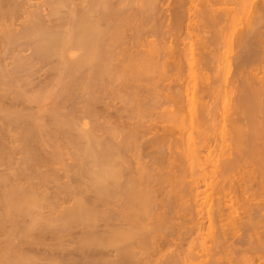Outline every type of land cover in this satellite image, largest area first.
Segmentation results:
<instances>
[{"label":"bare ground","instance_id":"6f19581e","mask_svg":"<svg viewBox=\"0 0 264 264\" xmlns=\"http://www.w3.org/2000/svg\"><path fill=\"white\" fill-rule=\"evenodd\" d=\"M168 1L0 0V264H64L60 252L76 227L74 234L81 232L72 236L84 257L104 250L97 249V257L90 253L86 262L140 263L144 250L164 245L157 241L161 234L165 241L173 238L174 212L185 214V204L188 210L197 195L192 183L208 178L210 183L202 182L222 195L203 202L211 201L210 240L218 246L227 231L241 227L243 243L263 253L264 28L256 26L264 20V0H239L238 7L235 1V11L221 7L224 2L217 6L222 0H173L166 18L160 4ZM165 18L175 32L187 18L181 39L197 32L196 40L181 51L177 33L162 32ZM221 24L232 30L227 36ZM223 34L227 51L220 55ZM163 37L178 44L164 48ZM12 52L11 65L2 63ZM217 91L220 109L209 101ZM163 105L175 108L157 113L156 120L178 126L187 120L186 136L162 122V132L155 130L150 121ZM215 127L222 143L212 146ZM179 142H185L183 150ZM178 147L186 163L174 151ZM179 164L189 169L190 181ZM164 185L168 196L160 191ZM254 185L257 193L246 196ZM179 188L191 198L177 195ZM174 252H167L171 260L165 255L164 264L177 262L172 254L179 261L182 252ZM224 258L209 262L223 264Z\"/></svg>","mask_w":264,"mask_h":264},{"label":"rangeland","instance_id":"374dc122","mask_svg":"<svg viewBox=\"0 0 264 264\" xmlns=\"http://www.w3.org/2000/svg\"><path fill=\"white\" fill-rule=\"evenodd\" d=\"M166 1H167V0H165V2H166ZM174 1H175V0H174ZM218 1H219V0H218ZM226 1H227V0H225V1H224V0L220 1V2H219L220 4H218L217 6L221 5V3L224 2V3H223L224 5L222 4L223 6H221V7H223V8H224L225 6H226L225 8L234 7L233 10H234V11L237 10V9H235V7H236V4H237V2H238L239 0H228L227 3H226ZM235 1H236V4H235ZM172 2H173V0H170V1H168L167 3H162V2H161V3H162V4H160V6L162 7L161 10H164V12H165L167 9H168V10L170 9V13L172 14V6H173V5H174V7L176 6V4H174L175 2H173V4H170V3H172ZM166 4H167V5H166ZM170 5H172V6L170 7ZM233 5H234V6H233ZM238 5H239V3L237 4V7H238ZM166 6H167L168 8H166ZM161 12H162V13H160V16H161V14H164L163 11H161ZM170 13H169L168 11H166L165 14H164L163 16L166 17V18H167V16H169V18H170V17H171L170 15H167V16H166V14H170ZM166 18H165V23H164V25L166 26V28L164 27V28H165V29H164V28L162 27V28L164 29L162 32H164V31L170 29V30H172L173 32H171L170 30H169L168 32L166 31L167 33L165 32V35H166V34L168 35L169 32H171L172 35H175V34L177 33V34H176V35H177V38L174 37V38H175V41H177L176 39H178V41L180 40L179 42H181V43H182V41H186V42H183V43H182L183 45L180 43L181 45L179 44L178 48L180 47V48H179L180 50L183 48L181 51L185 50L184 48H186V46H185L184 44H187V42H188V43H189V42L193 43V41L196 40V37H197V36H196V33H197V32H196V33H192V34L190 35L191 38H188V39H186V40H185V38H183L184 40H182V39H181V36L184 37V33H186V27H185V25H188L187 23H189V21L187 20V18L184 19V22H185V20H186V22L183 23V25H184V26L182 27L183 29H181V31H177V32H175V30L172 29L171 26L168 25V22L170 21V19L168 18L169 21H168V19H167L168 22H166ZM263 18H264V17H263ZM161 19H163V18H161ZM262 21L264 22V20H262ZM263 22H261V25L259 24V26L257 25L256 27H258V28H260V29H263V28H264V26L262 27V25H264ZM166 23H167V24H166ZM226 23H228V22H226ZM224 24H225V23H224ZM229 24H230V23H229ZM221 25H222L223 27H225L224 30L226 29V31H227V29H229V27L227 28V27L224 26L223 24H221ZM225 25H226V24H225ZM261 27H262V28H261ZM167 28H168V29H167ZM184 28H185V30H184ZM200 29H201V28H200ZM203 29L208 30L207 28H203ZM161 30H162V29H161ZM183 30H184L185 32H183ZM206 30H203V31H206ZM201 31H202V30H201ZM226 31H225V32H226ZM229 31L231 32L232 30L229 29ZM260 31H262V30H260ZM230 32L227 31L225 36H227V33H230ZM262 32H264V30H263ZM171 33H170V34H171ZM202 33H204V32H202ZM170 34H169V35H170ZM205 34H206V33H205ZM205 34H204V35H205ZM224 34H225V33H224ZM224 34H223V36H224ZM169 35H168L167 37H171V36H169ZM178 35H179L180 39L178 38ZM180 35H181V36H180ZM199 35H200V34H198V36H199ZM202 35H203V34H202ZM200 36H201V35H200ZM225 36H224L225 39H223V41H224V40L226 41V37H225ZM164 37H165V36H164ZM164 37L162 38L163 43H164L163 46L165 45V46L169 47L168 45L171 44L170 46L172 47L174 44H178L177 42L175 43L174 38H167V37L164 38ZM172 37H173V36H172ZM187 37H188V36H187ZM187 37H186V38H187ZM148 38H149V37H148ZM192 38H193V39H192ZM149 39H150V38H149ZM149 39H148V40H149ZM151 39H154V38L151 37ZM165 39H167L168 41H165ZM227 39H228V38H227ZM159 40H161V39H159ZM181 40H182V41H181ZM221 40H222V39H221ZM156 41H158V40H155V43H156ZM164 41L166 42V44H165ZM219 41H220V40H219ZM225 41H224V43H225ZM158 42H159V41H158ZM158 42H157V44L160 43V42H159V43H158ZM161 42H162V41H161ZM169 42H170V43H169ZM172 42H173V43H172ZM224 43H222V44H221V42L218 43L220 46L217 44V45H218L217 47H219V48H222V47H223L222 49H219V48L217 49V47H216V49H217L216 51H218V54H220V52H221V54H222L225 50L227 51V48L224 47L225 45H227V42H226L225 44H224ZM159 45H160V44H159ZM159 45H157V47L160 49L159 51L161 52V49H163V48H160L161 45H160V47H159ZM187 45H188V44H187ZM223 45H224V46H223ZM163 46H162V47H163ZM165 46H164V48H165ZM175 46H177V45H175ZM167 47H166V49H169V48H167ZM173 47H174V46H173ZM181 47H182V48H181ZM178 48H175V49L178 50ZM172 49H173V48H172ZM232 49H233V48H232ZM234 49H235V48H234ZM163 50H164V49H163ZM180 50H178V51H180ZM221 50H222V51H221ZM235 50H236V49H235ZM12 51H13V50H12ZM170 51H171V48H170ZM13 52H14V54H13ZM13 52H12V53H8V55L5 56V60H2V63H9L8 66H10V65H11V63H10V62H11V60H10L11 58H10L9 56H11L12 54H13L14 56H16L15 53L17 52V50H16V51H13ZM23 52H24V51H23ZM165 52H168V50H167V51L165 50ZM233 52H235V51L233 50ZM22 54H25V53H22ZM26 54H27V51H26ZM161 54H162V53H161ZM163 54H164V51H163ZM163 54H162V55H163ZM165 54H166V53H165ZM216 54H217V52H216ZM218 54H217V55H218ZM221 54H220V55H221ZM234 54H235V53H234ZM222 55H223V54H222ZM218 56H219V55H218ZM8 57H9L10 59H9ZM12 57H13V56H12ZM161 57H162V56H161ZM164 58H165V57H164ZM6 59H7V61H6ZM8 59H9V60H8ZM160 60H161V59H160ZM162 60L165 61L166 59H162ZM8 61H9V62H8ZM160 63H161V61H160ZM217 63H218V61H217ZM217 63H216V64H217ZM47 67H48V66H45V68H47ZM45 68H44V69H45ZM231 72H232V70H231ZM229 76H231V73L229 74ZM166 80H169V79H166ZM168 82H170L171 85H174V83H175L172 79H170V81H168ZM168 82H167V83H168ZM165 83H166V81L164 82V84H165ZM167 83H166V84H167ZM234 85H235V84H234ZM173 88H174V87H172L171 89H173ZM219 93H220V92H219ZM215 95H217V97L214 96V95H212L213 98H212L211 100H209V101H210V102H213V103L215 102V105L220 104V105H221L220 107H222V104H221V102H222V100H221V98H222V94L219 95V94H218V91H217V94L215 93ZM220 97H221V98H220ZM214 99H215V100H214ZM206 100H208V98H207ZM216 101H217V102H216ZM210 102H209V103H210ZM216 107L220 109L219 105L216 106ZM160 108H161V109H160ZM160 108H156V109L154 110V113H155V114H153L154 116H152V117H155L154 120H151V119H150V120H151L150 123H155V124L157 125V126L155 127V130H158L157 127H158V128L160 127V129L158 130V134H160V133L162 132V131H161V128L163 127L162 125L165 124L164 127L168 128V127H170V125H173V128L176 130V132H177V130L179 129V130H181V131L184 133V135L186 136V135L188 134V132L190 131V128H189V126H188V121H187V120H186V121H183V124H182L181 126H178V125H176V124L174 125V124H172V123L162 122L161 120H160V122H159V120H158V121L156 120V119H159V118H156V116H157L156 114H157V113H159V115L157 116V117H159L160 114L164 111V109H165V111H167L168 109H172V108L174 109L175 107H174V106L172 107V106H165V105H163V106L160 107ZM167 108H168V109H167ZM166 109H167V110H166ZM219 109H218V111L220 112V111L222 110V108H221V110H219ZM162 110H163V111H162ZM155 111H156V112H155ZM221 112H222V111H221ZM221 112H220V113H221ZM218 114H219V113H218ZM112 119H113V118H112ZM184 120H185V119H184ZM152 121H153V122H152ZM161 122L164 123V124H162ZM159 123H160L161 125H160ZM124 125H126V124L124 123ZM161 126H162V127H161ZM215 128H216V129L214 130V132H212V133L210 132V133H211L210 137H211L212 139L215 140V141H213V145H212V146H215V145L217 146V144H221V143H222V142L220 141L222 138H220L219 128H217V127H215ZM217 129H218V130H217ZM175 130H173V131H174V137H175V134H178V135H179V133H176ZM194 130H195V129H194ZM196 130H197V129H196ZM151 131H152V130H151ZM152 132L154 133L155 131H152ZM156 133H157V132H156ZM149 135L152 136V133H149ZM151 136H150V137H151ZM182 136H183V135H182ZM176 137H177V136H176ZM119 138H120V137H119ZM183 139H184V137H183ZM219 139H220V140H219ZM184 143H185V142H184ZM184 143H182V145H184ZM182 145H181V146H182ZM178 146H180V142H179V145H178ZM181 146H180V147H181ZM212 146H211V149L214 148V147H212ZM182 147H183V146H182ZM182 147H181V149L183 150ZM184 147H185V146H184ZM179 149H180V148L178 147V151H179V152H178L176 149H174V151H176V154L180 155V156H179V158H180L181 155H183V153L179 154L180 151H181V149H180V150H179ZM217 149H218V148H217ZM172 150H173V149H171V151H172ZM185 150H186V152H187V149H185ZM169 151H170V150H169ZM174 151H173L172 153H169V154H172V155L174 156V155H175ZM177 152H178V153H177ZM169 154L167 153V155H169ZM184 154H186V153H184ZM201 154H202V153H201ZM201 154H200V155H201ZM203 154H205V153H203ZM178 155L175 156L176 158H175V157L173 158V161H174V162L172 161V162H173V165H174V163L176 164L175 160H179V159H177ZM173 156H172V157H173ZM183 156H184V155H183ZM170 157H171V156H170ZM184 157H185V156H184ZM184 157H183V158H180V159L183 160ZM65 159H66L65 161L69 160V159H67V158H65ZM174 159H175V160H174ZM185 159H186V158H185ZM164 161H167V160L165 159ZM183 161H184V160H183ZM183 161H182V162H183ZM68 162H69V161H68ZM184 162H185V161H184ZM165 163H166V162H165ZM177 163H178V162H177ZM179 163H181L180 160H179ZM185 163H186V162H185ZM166 164H167V163H166ZM182 164H183V163H182ZM176 165H177L176 167H178V164H176ZM179 165H181V164H179ZM164 166H165V165H164ZM181 166H182V167L184 166L183 169L185 168V165H181ZM58 167H59V165H58ZM58 167H57V168H58ZM186 167H187V166H186ZM195 167H197V166H195ZM198 168H199V167H198ZM208 169H209V168H208ZM184 170H186V169H184ZM195 170H198V169L195 168ZM200 170H201V169H200ZM187 171H189V169H187L186 172H185V175H186V176L188 175V174H187V173H188ZM59 172H60V171H59ZM60 173H61V172H60ZM163 173H164V171H163ZM187 177L189 178V175H188ZM188 178L185 177L186 181H188V180L190 181V180H191L190 178H189V179H188ZM263 178H264V177H263ZM258 180H260V179H258ZM202 181H203V180H202ZM202 181H201V180H200V181L198 180L197 182L192 183V185H191V183H190V185L192 186V187H191V188H192V189H191L192 192H194V190H195L194 193L197 194V195L194 194V193L192 194V197H193V195H196L195 198H194V201H192L191 195L189 194L188 190L185 191L184 189H181V188H179V190H178V191H179V192H178L179 194H177V195H180V196H181V194H182V195H184V198H186V199H190V198H191V199H190L191 202L189 203V209H188L191 213L187 210V208H188V205H187V204H185V205H186L185 209L187 210V211L184 210V213H185V214H183V213L180 212L181 209H180L179 212H178V211H177L176 213L174 212L173 216H174V217L176 216V218H173V217H172V218L174 219V221H173V224L171 223V224H172L171 226L176 227V230H174L175 228L172 227V228H173V232H175V233H173V232L171 231V230H172L171 227H169L170 232L174 234V235L171 234V235L173 236V238H169V239H171V240L173 239L172 242H170L171 240H168L169 243H168V241H165L164 238L166 237V238L168 239V237H167V236L163 237V234H161V237L163 238L162 241H161V239H160L161 237L159 238L160 240H157V241H158L159 243H160V242H161V243L163 242L164 245L160 244L159 248L156 247L155 250H156L157 252H155L154 249H153V250H152V249L150 250V251H152V252H150V251L148 250V251L150 252V254L148 253V251L144 250L143 253L140 254L141 256L138 255V256L141 257L142 260L140 259L141 262L138 261V262H140V263H137V264H141V263H142V264H150V263H151V264H162V263L164 264L165 261H167V260H164V259L170 257V256H168L167 254H169V253L171 254V251H172V250H173V251H177V253H180V251L182 252V253L180 254V258H178L179 261L176 260V258H174V257H176V256H174L175 254H172V257H173V259H175V262H176V261L178 262V263H177V262H176V263L174 262L175 264H179V263L181 264L182 262H183L182 264H206L207 261H208L207 263H210V264H211L213 261H212V262H209L210 259L215 261L216 258H218V259H219V257L224 258L223 256H225V258H227V259H228V258H232V259H234V260H235L236 258L238 259V257H239L238 260L236 259V260H237L236 264H241V263H242V264H245V263H246V260H249V261L251 260L250 262H252V263H254V264H255V262H253L254 260L256 261V264H260V263H261V264H264V258H263L264 255H263V256L261 255L262 252L259 253L260 248H259V250H258V249H257L258 247L255 246L256 248L254 247V248H255V249H254V248H253L248 242H247V243H248L250 246H248V244L243 243L242 240H245V241H246V239H244V236L241 237L242 235H244V234H242L243 231L240 230L241 227L239 228L240 231H239V230H237V231H236V230H235V231H232V230H231V231H227L230 235L226 232V234H228L229 236H228V235L225 236L226 238L222 241L223 243H221V244H223V245L219 244L218 246H216V244H215L216 240H215L214 242L211 241L212 238L209 236V235H211V234L209 233V230H208V224H209L208 222H209V220H207V219H208V215H206V212H207V207H206V206H207V203H208V202L211 203V201H210V200H209L208 202L206 201V203H205L206 206L204 205L203 202H205L206 198H208V199L210 198V199L215 200L216 198L221 197L222 195H221V193L218 194V192H217L216 190L212 189L213 187H212L211 185H210V186L205 185V184L210 183V182H208V181H210L209 178L204 180V181L206 182L205 184L203 183L204 181H203V182H202ZM256 181H257V180H256ZM195 184H196L197 186H196ZM193 185L195 186V188H193V187H194ZM255 186H256V185L253 186L254 188H253L251 191H249V193H247L246 196H249V194H251V193H255L256 190H258L257 187L255 188ZM163 188H164V189H163V190H160V191H161V192L163 191L164 194L168 196V194H166V192H165V190H166L165 185H164ZM180 189H181V190H180ZM254 189H256V190L253 192ZM167 191H168V188H167ZM180 191H181V192H180ZM227 191L229 192L228 195H229V194H232V195H233V192H232V191H230V190H227ZM227 191H226V192H227ZM230 192H231V193H230ZM250 192H251V193H250ZM167 193H168V192H167ZM256 193H257V192H256ZM161 194H162V193H161ZM170 194H171V193H170ZM207 194H208L209 196H208ZM165 195H161V196H165ZM188 195H189V196H188ZM239 195H240V194H239ZM253 195H254V196H255V195L257 196V194H253ZM167 196H166V198H167ZM187 196H188L189 198H188ZM197 196H198V197H197ZM226 198H227V197H226ZM239 198H242V197L240 196ZM257 198H259V197L257 196L256 199H257ZM160 199H161V198H160ZM162 199H163V198H162ZM164 199H165V197H164ZM195 199L197 200V201H196V202H197L196 205H195ZM254 199H255V198H254ZM254 199H253V200H254ZM66 200H67V199H66ZM253 200H251L252 203H256V202H258V199H257V200H254V201H253ZM68 201L71 202L70 200H68ZM66 202H67V201H65V202L63 201V204L66 205V206L70 204V203H66ZM175 202H176V200H175ZM177 202H178V201H177ZM180 202H181V201H179V203H180ZM193 202H194V203H193ZM201 202H202L203 204H202ZM192 203H193V205H192ZM61 204H62V203H61ZM175 204H176V203H175ZM180 204H181V203H180ZM177 205H178V204H177ZM62 206H63V205H62ZM181 206H182V205H181ZM202 206H203V207H202ZM183 208H184V207H183ZM190 208H191V209H190ZM182 210H183V209H182ZM182 212H183V211H182ZM239 212H240V213L243 212V209H240ZM178 214L182 215L183 217L180 216V215H178ZM186 215H187V216H186ZM206 216H207V217H206ZM256 216H257V215H256ZM181 217H182V218H181ZM185 217H187L188 220H186ZM183 218H184L185 220H183ZM213 220H216V219L213 218L212 221H213ZM170 221H171V220H170ZM186 222H187V223H186ZM190 222H191V223H190ZM196 222H197V223H196ZM215 222H216V221H215ZM225 222H226V221H225ZM213 223H214V221L212 222V224H213ZM220 224H224V221H222V222H220V223H217V225H220ZM168 225H169V223H168ZM195 225H196V227H195ZM197 225H198V226H197ZM213 225H216V224L214 223ZM169 226H170V225H169ZM186 226H189L190 228H189V227L186 228ZM191 227H192V228H191ZM198 227H199V228H198ZM76 228H78V227H76ZM76 228H74V229L71 231L70 235L68 234V237H69V238H68V237H66V239L64 238V239H65V244H66V245H65V248H64L65 251H62V253L60 252L61 256H59V257H60V258H59L60 261H65V262H63L64 264H67V262H70V264H72V263H73V264H78V263H76V262H78L79 260H80V261H79V264H82L83 260H84V262H83V264H84V263L87 261V259L89 258L90 253L94 252V256H96V255L99 256L97 249H98V250L102 249V248H100V249L97 248V249H95L97 252H96V251H93V250H92V252H91V251H90L89 253L87 252L86 257H84L85 255L83 256V254H81V252H80L78 249L76 250V246H75V242H74L76 239L73 238V236L77 237L76 234L78 235V234L81 232V230H80L79 233H75V234H74V232L76 231ZM80 228H81V227H80ZM100 228H102V226H101ZM178 228H179L180 231H178ZM188 228H189V229H188ZM193 228H194V229H193ZM184 229H185V232H188V233H185V234H184ZM262 229H263V228H261L260 231H262ZM182 230H183V231H182ZM189 230H190V232H189ZM192 230H193V231H192ZM207 230H208V231H207ZM263 230H264V229H263ZM78 231H79V229H77L76 232H78ZM176 231H178V233H177ZM191 231H192V232H191ZM182 232H183V233H182ZM193 232H194V233H193ZM181 233H182V234H181ZM207 233H208V234H207ZM238 233H239V234H238ZM73 234H74V235H73ZM179 234H180V236L182 235L181 238H182V237L184 238V239H182L183 241H182V240L179 241L180 237L177 236V235H179ZM186 234H187V236H186ZM240 234H241V235H240ZM72 235H73V236H72ZM171 235H170V237H171ZM175 235H176V236H175ZM71 236H72L73 239L70 240ZM168 236H169V235H168ZM185 236H186V237H185ZM46 237H48V236H46ZM49 237H50V242H49V241H45V243H46V242H49L48 244L46 243L47 246H48V249H47V250L50 249V248H49V247H50L49 245L51 244V240L53 239V238L51 239L52 236H49ZM174 237H175V238H174ZM178 237H179V238H178ZM227 238H228V239H227ZM231 238H232V239H231ZM242 238H243V239H242ZM261 238H262V237H261ZM261 238H260V241L262 242V241L264 240V238H263L262 240H261ZM47 239H49V238H47ZM67 239L69 240V242H68ZM176 239H177V240H176ZM186 239H187V240H186ZM210 239H211V240H210ZM233 239H235V240H233ZM240 239H241V241H240ZM72 240H73V241H72ZM226 240H228V241H226ZM229 240H230V241L232 240V241L230 242ZM52 241H54V240H52ZM174 241L177 242V243H175ZM181 241H182L184 244H183ZM224 241H225V242H224ZM238 241H239V242H238ZM71 242H74V243H71ZM166 242H167V243H166ZM237 242H238L239 244H238ZM240 242H242V243H240ZM52 243H54V242H52ZM69 243H70V245H69ZM159 243H158V245H159ZM171 243H172V244H171ZM232 243H234V244H232ZM236 243H237V244H236ZM262 243L264 244V241H263ZM168 244H169V245H168ZM176 244H178V246H177L178 248H176ZM240 244H242V245H240ZM51 245H52V244H51ZM67 245H69V246H71V247L68 246L69 248H66ZM182 245H184V246H182ZM220 245H221V246H220ZM226 245H227V246H226ZM230 245H232V246H230ZM255 245H256V244H255ZM45 246H46V245H45ZM45 246H44V249H45ZM156 246H157V245H156ZM162 246H163V247H162ZM165 246H166V247H165ZM167 246H168V247H167ZM172 246H173V247H172ZM215 246H216L218 249H217ZM219 246H220V247H219ZM222 246H223V247H222ZM228 246H229V247H228ZM221 247H222V249H221ZM225 247H228V248H225ZM230 247H231L232 249H231ZM248 247H250V250L248 249ZM261 247H262L261 250H264V249H263V248H264V245H262ZM167 248H168V249H167ZM170 248H173V249H170ZM179 248H180V249H179ZM182 248H183V249H182ZM214 248H215V249H214ZM234 248H235V249H234ZM244 248H246V249H245L246 251L244 250ZM251 248H252V249H251ZM157 249H160V251L158 252ZM165 249H166V250H165ZM169 249H170V251H169ZM178 249H179L180 251H179ZM181 249H182V250H181ZM229 249H230V250H229ZM239 249H240V250H239ZM164 250H165V251H164ZM183 250H184V251H183ZM187 250H188V251H187ZM216 250H217V251H216ZM220 250H221V251H220ZM228 250H229V253H228ZM231 250H232V251H231ZM251 250H252V251H255L256 253L251 252ZM102 251H104V250L102 249ZM105 251H106V250H105ZM161 251H162L163 253H162ZM218 251H219V252H218ZM224 251H225L226 253H225ZM230 251H231L232 253H231ZM234 251H235V252H234ZM46 252H47V251H46ZM57 252H58V251H57ZM63 252H64V253H63ZM67 252H68V253H67ZM79 252H80V253H79ZM144 252H145V254H144ZM167 252H169V253H167ZM184 252H185V253H184ZM186 252H187V254H186ZM236 252H237V254H236ZM48 253H50V250H49ZM58 253H59V252H58ZM65 253H66V254H65ZM99 253H100V252H99ZM105 253H106V252H105ZM152 253H153V256L151 255ZM155 253H156V254H155ZM159 253H161V254H159ZM164 253H166V254H164ZM174 253H176V252H174ZM177 253H176V254H177ZM244 253H245V254H244ZM249 253H250V254H249ZM263 253H264V251H263ZM263 253H262V254H263ZM50 254H51V253H50ZM50 254H49V255H50ZM56 254H57V253H56ZM56 254L54 253V254H52V255L54 256V255H56ZM101 254L104 255V252H103V253L101 252L100 255H101ZM142 254H143V255H142ZM146 254H149L150 256H149V255H146ZM163 254H164V255H163ZM170 254H169V255H170ZM229 254H230L231 257L228 256ZM255 254H256V255H255ZM44 255H45L46 257L48 256V254L46 255V253H44ZM52 255H51V256H52ZM57 255H58V254H57ZM57 255H56V256H57ZM145 255H146V256H145ZM158 255H159V257H158ZM165 255H166V258H165ZM186 255H187V256H186ZM226 255H227V256H226ZM63 256H64V257H65V256H68V257L71 256V257H69V258L67 257V258H65V259L63 258V260H61V259H62L61 257H63ZM80 256H81V257H80ZM82 256H83V259H82ZM92 256H93V253L91 254L90 258H91ZM154 256H157V258H156V257H155V258H152V257H154ZM160 256H164V257H160ZM181 256H182V258H181ZM213 256H214V257H213ZM240 256H241V258H240ZM248 256H249V257H248ZM250 256H252V257H250ZM258 256H259L260 258H259ZM75 257H76V258H75ZM77 257H78L79 259H78ZM87 257H88V258H87ZM96 257H97V256H96ZM140 257H139V258H140ZM145 257H147V259H148L147 261H146V258H145ZM177 257H179V254L177 255ZM184 257H185V258H184ZM243 257H244L245 259H244ZM257 257H258L259 259H261V257H262L263 260H259ZM74 258H75V259H74ZM86 258H87V259H86ZM161 258H162V259H161ZM221 258H220V259H221ZM225 258L222 259V260H223V264H225L224 262H226V261L228 262V260H227V259L225 260ZM242 258H243V259H242ZM253 258H254V259H253ZM67 259H68V261H67ZM71 259H72L73 261H72ZM76 259H77V260H76ZM169 259L171 260V258H168V260H169ZM173 259H172V260H173ZM220 259H219V262H221ZM69 260H70V261H69ZM74 260H75V262H74ZM85 260H86V261H85ZM88 260H89V259H88ZM138 260H139V259H138ZM150 260H151V261H150ZM157 260H159L158 263H157V262L154 263V261H157ZM160 260H161V261L163 260V262L160 263ZM185 260H187V261H185ZM211 260H210V261H211ZM216 260H217V259H216ZM224 260H225V261H224ZM229 260H230V259H229ZM241 260H242V261H241ZM258 260H259V261H258ZM66 261H67V262H66ZM145 261H146V262H145ZM181 261H182V262H181ZM202 261H203L204 263H203ZM238 261H240V262H238ZM243 261H244V262H243ZM261 261H262V262H261ZM152 262H153V263H152ZM170 262H171V261H170ZM232 262H233V260H232ZM234 262H235V261H234ZM234 262H233L232 264H235ZM250 262H249V263L247 262V264H250ZM87 263H88V264H91V263H89V262H86L85 264H87ZM166 263L171 264V263H173V262H171V263L166 262ZM228 263L230 264L231 262H228ZM252 263H251V264H252ZM219 264H220V263H219Z\"/></svg>","mask_w":264,"mask_h":264}]
</instances>
